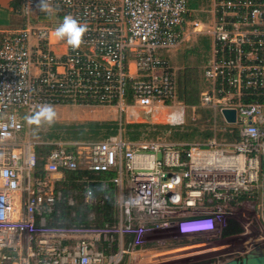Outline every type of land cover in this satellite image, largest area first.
<instances>
[{"label":"built area","instance_id":"obj_1","mask_svg":"<svg viewBox=\"0 0 264 264\" xmlns=\"http://www.w3.org/2000/svg\"><path fill=\"white\" fill-rule=\"evenodd\" d=\"M189 1L194 0H49L53 11L45 13L40 0H22L24 25L5 32L0 42V264H114L118 257L104 256L97 244L109 247L127 236L141 247L151 228L178 230L180 220L186 221L181 231L210 232L227 197L255 180L264 150V0H210L206 24L188 21ZM65 15L88 25L78 49L52 34ZM186 32L187 39L190 33L210 38L202 69L208 86L199 94V107L218 114L235 140L174 146L109 137L79 144L74 154L56 144L45 158L47 172L107 173L122 164L129 194L113 224H36L43 203L49 212L54 198L40 180L14 194L22 168L7 147L19 129L16 109L30 115L39 104L120 112L136 106L180 123L181 112L170 115L171 106L164 104L174 95L173 71L156 52L175 48ZM54 45L61 51L53 52ZM223 109L234 110L233 124L224 121ZM34 160L31 152L24 154L26 172ZM68 240L72 244L65 245Z\"/></svg>","mask_w":264,"mask_h":264},{"label":"rangeland","instance_id":"obj_2","mask_svg":"<svg viewBox=\"0 0 264 264\" xmlns=\"http://www.w3.org/2000/svg\"><path fill=\"white\" fill-rule=\"evenodd\" d=\"M188 8L192 11L189 13L188 21L196 20L204 24L210 22L208 13L210 0L191 1L188 3ZM186 31H189V26H187ZM209 54L210 38L206 35L191 33L187 41L180 42L175 48L156 52V55L165 60L167 65L173 69L175 96L171 105L182 107L183 122L178 124L180 126H187L191 123L197 124V116L194 110L198 108L200 92L208 86V83L203 79L202 69ZM125 103L130 104L131 102L125 101ZM55 110L57 112L55 122L59 124L80 123L87 120H111L120 124L174 125L172 124L174 121L171 118L158 116L156 121H151L149 115L146 112L144 113V111L140 114L141 119L129 121L125 118L124 113H121L116 108L64 107L62 109L55 108ZM175 112V110H172L169 114L173 115ZM27 115L28 113L24 108L16 109V116L21 118V120H19L20 129L16 133L14 144L20 147L23 146L24 154L32 152L31 146L34 144L45 143L43 141L46 140L45 130L48 125L45 123L39 128L28 126L24 120ZM217 119L220 121L219 116ZM146 130L149 129L146 128ZM146 136L147 133L143 132L140 139L157 140L172 145L184 143L168 140L167 135H158L154 139H149ZM205 142L206 140L192 143L203 144ZM9 148L13 149V146L8 145L7 149L9 150ZM13 152L18 153L17 150H13ZM261 158H264V150L263 153H258V170L255 180L250 185H246L244 190L237 189L231 197H227L221 210V216L215 222L214 229L210 231L211 236L203 238L201 245L189 246L187 252L184 250L172 251L171 247L175 244V241L183 240V238L188 236L179 235L177 229L172 225L157 229L151 228L150 231L144 233L141 237L143 243L141 247L151 251L140 252L142 254L139 253V258H137L138 253L134 254L130 264H219L231 258L239 259L250 249L257 247L264 249V169L259 173ZM244 176L243 174L242 177ZM68 191L73 194L74 206H65L63 214L69 213L70 216L75 217L71 220L85 222L81 219L87 214L88 210L86 208L87 205L81 199L82 191L78 193L75 188H70ZM114 201L116 202L114 211L118 215V203L116 199ZM229 221L233 222L238 229L231 233H225ZM139 248L140 246H136L134 251ZM118 262L114 264H118ZM120 264L123 263L121 262Z\"/></svg>","mask_w":264,"mask_h":264},{"label":"crops","instance_id":"obj_3","mask_svg":"<svg viewBox=\"0 0 264 264\" xmlns=\"http://www.w3.org/2000/svg\"><path fill=\"white\" fill-rule=\"evenodd\" d=\"M21 2L22 0H0V42H1L2 35L5 32L20 29L24 25V20L19 15V7H20ZM185 41H187V32L184 35V40H182L181 42H185ZM52 51L56 53L60 52L61 46H55V45L52 46ZM171 70L173 71V69ZM174 96L175 94L173 95L171 99L169 98L165 100V101H168V100L171 101L170 104H166L165 101H164V104L167 106H171V110L173 111L175 110L176 112L177 111L181 112V115H180L181 122L180 123H182L183 122L182 111H181L182 107H179L178 105H175V106L171 105L172 101L174 100ZM56 108L62 109L64 107H56ZM198 108H201V107H199L198 105ZM202 109H205V108H202ZM205 110L209 112L210 119H211V125H212L211 126L212 137H210L209 139L214 138V140L217 143L223 142V140L217 141L215 137L216 135H219V134L221 135L222 133H224V131L226 132V129H229V126L226 127V125L222 122L218 114L214 115V113L211 110L209 109H205ZM143 111L144 113L146 112L149 115V119L151 121H156V117L158 116L161 117L160 113H157L154 115V114H151L150 112H147L145 109H141L136 106H130L128 107V109H126V111H122V112L124 113V116L127 120L135 121L134 119H141L140 114ZM218 116H219L220 121H218L217 119ZM17 120L19 124V120H21V118H17ZM171 120L174 121L172 123L174 124L173 126H176V125L179 126L178 124L180 123H177L176 120L174 119H171ZM107 121H111V120H107ZM19 129H20V124H19ZM109 137H118L123 142H140V141L146 142L148 141V142L164 143V142L157 141V140L152 141V140H142V139H139L136 141H128L122 137L119 131L115 136H109ZM15 139H16V134H15ZM14 142L10 144L13 146V149L9 148V151L11 153H14L13 150L18 151V153H16L19 157L17 161V166L19 168H22V181L20 184V189L15 191L14 194L19 196L22 190H24L26 187L31 186L35 181L40 180V181H45L47 183V191H49L53 195V198H54L52 206H51V210L49 212L46 211L47 205L43 203L42 208L40 209V215L35 216L36 224L42 222L46 225H51V226L52 225L53 226H91V225L100 226L104 224H113L116 222V219L118 218L119 214L118 215L115 214L114 210H115L116 202L114 200L115 199L117 200L118 212H120V204L124 200L127 199L128 194H129L128 184H127L128 174L124 170L122 164L120 165L119 169L117 168L116 170H112L107 173H93V172L88 171L87 169H79V170H74V171L59 169L55 173H49L45 170L44 165L42 167V172H36L34 170V166L32 169L26 172L24 169V165H25L24 164V148L23 146L20 147L17 144H14ZM97 142H100V141H97ZM89 143H93V142H89ZM53 144H54V147L56 144H62L65 146L66 149H67L66 147L67 145H72V149L70 150L67 149V150L72 151V153L74 154L76 151L75 149L77 148L79 144H87V143L55 142ZM188 144H194V143L189 142V143L174 144V146L188 145ZM14 145H17V146H14ZM31 153L33 154V148H32ZM85 154H86V151L82 153V158H85L86 156ZM3 155L4 154L0 152V162L2 161ZM44 164H45V160H44ZM63 171H66L67 174L63 175ZM116 177H119L118 183L114 184L110 182V180ZM70 188H75L78 190V193H80L81 191L83 193L81 199H82V202L87 205L86 208L88 211H87V214L84 215L81 220H84L85 222L67 223L65 222V220L68 219V216L64 217L63 219L64 207L74 206V201H73V196H72L73 194H70V192L68 191ZM87 189H92L94 192V195L91 199H86L85 193ZM106 209H108V211H106ZM108 212L111 214L110 216H108L109 218L105 216V215H108ZM121 216H122V222L126 223L127 222L126 216L123 214H121ZM72 218H75V217L72 216ZM178 234L182 235L180 233ZM193 236L192 238L187 237V238H183V240L175 241V244L172 245L171 250L172 251L184 250L185 252H187V248L189 246L201 245L202 239L210 237L211 232H201L198 234H194ZM64 244L70 245L72 244V241L68 240L64 242ZM97 248L103 252L104 256H107V257L111 255L117 256L118 257L117 261H119L118 264H120L121 262L123 264H130V261L133 259L134 254L138 253L137 258H139L140 252L151 251L143 247H140L138 250L134 251L135 247L131 245V239L130 237H127V236H124L121 239H116V241H114L109 247L106 244L99 243L97 244ZM21 253L22 254L24 253V248L21 249ZM11 264H16V263L15 261H13Z\"/></svg>","mask_w":264,"mask_h":264},{"label":"trees","instance_id":"obj_4","mask_svg":"<svg viewBox=\"0 0 264 264\" xmlns=\"http://www.w3.org/2000/svg\"><path fill=\"white\" fill-rule=\"evenodd\" d=\"M127 101H130L129 99ZM126 101V102H127ZM171 101H165L166 104H170ZM197 116L196 125L191 123L187 126H173V125H145L140 123L134 124H120L116 121H84L80 123H67L59 124L54 122L52 125H47L45 130V143L43 144H34L33 156L34 160V170L36 172H42V167L44 165V160L48 155L49 151L53 149L55 142L63 143H89L97 142L106 139L109 136H115L118 131L121 133L122 137L128 141H136L140 139L142 133H147V138L154 139L155 137L167 135L168 140L177 141V142H199L205 141L212 137L211 129V119L209 112L205 109L198 108L195 110ZM148 128L149 130H146ZM222 136V137H221ZM217 141H226L231 142L235 140L234 135H227L226 132L221 135H216ZM143 139V138H142ZM67 149H72V145H67ZM264 169V158H261L259 163V173ZM67 172L63 171V175H66ZM108 206V205H106ZM108 211V209H106ZM111 214L108 212V216ZM68 219L65 220L67 223L81 222L80 220L74 221L71 220L72 216L69 213L63 214L64 217ZM72 221V222H71ZM227 229L225 233H231L238 229L236 225L229 221L227 223Z\"/></svg>","mask_w":264,"mask_h":264},{"label":"clouds","instance_id":"obj_5","mask_svg":"<svg viewBox=\"0 0 264 264\" xmlns=\"http://www.w3.org/2000/svg\"><path fill=\"white\" fill-rule=\"evenodd\" d=\"M39 11L50 13L53 11L49 0H40L38 5ZM88 31L87 23H81L78 19L74 18L72 15H65L62 19V22L55 27L53 30V36L58 40L66 41L67 45L72 49H78L82 42L83 37ZM57 112L55 110V106L50 104H39L36 106L35 110L31 115H27L24 117V120L28 126H36L39 128L42 124L52 125L56 120ZM248 132L251 134H255V129H248ZM94 195L92 189H87L85 196L86 199H91ZM186 221L180 220L178 222V230L181 232L180 234L192 237L194 234H198L197 232H193L190 230L181 231V226L185 224Z\"/></svg>","mask_w":264,"mask_h":264},{"label":"water","instance_id":"obj_6","mask_svg":"<svg viewBox=\"0 0 264 264\" xmlns=\"http://www.w3.org/2000/svg\"><path fill=\"white\" fill-rule=\"evenodd\" d=\"M221 115L226 123L233 124L235 122L233 109H223ZM219 264H264V249L262 247L253 248L239 259L231 258Z\"/></svg>","mask_w":264,"mask_h":264},{"label":"bare ground","instance_id":"obj_7","mask_svg":"<svg viewBox=\"0 0 264 264\" xmlns=\"http://www.w3.org/2000/svg\"><path fill=\"white\" fill-rule=\"evenodd\" d=\"M15 154L17 153V152H14ZM15 208L17 207V205L15 204V206H14Z\"/></svg>","mask_w":264,"mask_h":264}]
</instances>
